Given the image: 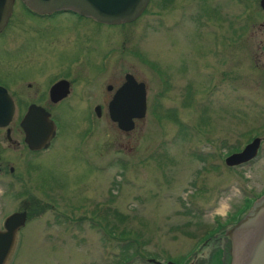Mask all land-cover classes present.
<instances>
[{
  "label": "rangeland",
  "instance_id": "obj_1",
  "mask_svg": "<svg viewBox=\"0 0 264 264\" xmlns=\"http://www.w3.org/2000/svg\"><path fill=\"white\" fill-rule=\"evenodd\" d=\"M246 3L255 26L245 44ZM259 13L258 0H153L121 28L137 52L118 51L107 61L115 73L134 67L159 99L133 130L119 132L103 108L78 146L86 121L77 106L63 112L66 129L46 154L23 160L0 137L1 154L26 184L22 197L0 187V230L12 212L27 211L7 264H123L129 256L125 264L178 263L192 258L205 231L234 225L264 193V140L255 160L224 163L264 136V54L255 58L264 40ZM21 26L5 40V58L14 59H0V70L11 73L10 88L22 74L76 60L86 33L99 54L122 40L121 30L67 14L49 23L23 14ZM213 30L221 31L222 43ZM90 57L85 66L93 75L99 58Z\"/></svg>",
  "mask_w": 264,
  "mask_h": 264
},
{
  "label": "flooded vegetation",
  "instance_id": "obj_2",
  "mask_svg": "<svg viewBox=\"0 0 264 264\" xmlns=\"http://www.w3.org/2000/svg\"><path fill=\"white\" fill-rule=\"evenodd\" d=\"M152 1L153 0H150L149 4H151ZM260 2L261 0H258L260 13L257 20L263 18L264 21V8L261 7ZM149 4L145 11L149 8ZM251 9L252 8L246 3V6L243 8L241 13V18L245 26V32L242 33L240 39L244 38L245 44L249 41L251 28L253 29V26H255L254 20L250 17V13L252 11ZM145 11L141 14V17L144 15ZM23 14L31 15L35 19L48 23L54 21L58 16L67 14L76 18V22L79 23L86 20L94 23L95 25L116 28L119 31H122V40H120L118 48H111L109 51L103 52L102 54H99V49L97 47L89 46V42H91V40H89L87 33L84 34V43L86 47L81 50V54H79L76 60L69 63L66 67H56V70L55 68H53L54 70H39L29 76L22 74V76L18 79V82L13 84V88L9 87L10 83L7 79L11 73L0 70V74L2 76H0V106L13 107L12 116L8 124L0 127V137L7 143V148L18 149L19 152L22 153L23 160H25V156L27 155L37 157L42 154H46L51 148H53L59 140L61 134L66 129L64 122V120H66V116L63 112L68 110L67 113L69 114L73 107L78 106L82 108L81 114L83 113L86 121V127L84 130L80 131L81 135L78 138L77 144L80 146L86 142L91 133H93L94 129H92V127H95L93 117H101L103 108L106 109V115L110 120L108 107L112 104L115 97H117L115 102L116 105H136L137 101L134 100L131 88L123 89L124 85L129 82L128 79L135 82L136 85H143L146 108L150 102L159 100L158 98L155 99V96H153L150 92L151 87L149 79L139 76L134 67L129 66L125 69H122V67V70L115 73L114 71L111 72V68L109 69L110 64H107L108 59H112V56L116 55L118 51L127 50L130 53H134L139 49L137 45L131 47V43H128L130 34L123 31L125 28L121 29L122 27L131 25V23L106 25L93 19L82 17L73 12L57 11L52 13H39L26 6L24 0H0V57H3L0 58L1 60L5 61V59H14L5 58L10 55L9 47H6L5 40L10 35V31L12 29H21V16ZM258 23L259 30L264 34V22ZM212 35L216 42L219 41L222 43L223 35L221 34V31L213 30ZM228 38L230 37H227L225 40V45L229 40ZM51 39L55 41L53 38ZM74 39L75 38H73V40ZM11 50V54H18V46L16 48L12 47ZM256 51L257 53L255 54V58H260L264 54V40L257 44ZM90 54L99 58V67L94 71L95 74L93 75L90 74L88 67L85 66L86 63L89 62L88 58H91ZM85 56H87V58H84ZM140 57H142V55H140ZM193 63L194 61H192V64ZM148 64L152 71L154 68L153 62L148 61ZM185 67L186 66H184V69ZM101 73L105 74V76L100 78L98 85L91 87V83L94 78ZM162 84H164V82H162ZM102 88L104 93H102ZM163 93L164 90H161L159 95L162 96ZM91 106H93V113L89 109ZM97 107L100 108V116H97L95 113V108ZM30 108H38L40 110L39 118H32V120L41 121L43 119L41 115H48L45 117L46 120L53 122L55 125V135L51 139L47 149L33 151L26 143V135L21 127V123L24 121ZM138 121L139 120L134 121L135 126ZM113 124L118 129V125L116 123ZM118 131L122 133L119 129ZM77 135L79 136V134H76V136ZM0 187L5 190L10 189L17 191L18 197H22L26 194L24 173L18 172L17 167L14 164H11L10 161H6L1 152ZM263 194L264 193L261 195ZM261 195L257 196L254 200L259 198ZM20 212L27 213V211L23 208L22 210L12 212L11 214ZM227 230L228 229L225 230L217 227L213 231H211V229L205 231L203 233V239L201 238L202 242L193 252L194 254L192 258H190V260L187 259L188 261L183 258V261L176 264H229L231 261V254L228 237L225 235ZM206 234L207 236H205Z\"/></svg>",
  "mask_w": 264,
  "mask_h": 264
},
{
  "label": "water",
  "instance_id": "obj_3",
  "mask_svg": "<svg viewBox=\"0 0 264 264\" xmlns=\"http://www.w3.org/2000/svg\"><path fill=\"white\" fill-rule=\"evenodd\" d=\"M150 0H24L26 6L39 13L57 11L73 12L82 17L93 19L106 25H120L136 20L146 9ZM260 5L264 8V0ZM123 89L131 88L136 105H116L115 97L108 107L109 118L118 125L122 132H130L135 127V120H141L146 115L145 93L143 85H136L128 79ZM12 106H0V127L6 126L12 116ZM100 116V108H95ZM40 110L30 108L21 123L26 135V143L33 151L47 149L55 135V125L39 118ZM262 138L256 137L241 151L229 155L224 163L228 167H237L255 160L258 156ZM27 213L10 214L0 230V264H7L13 252L19 231L25 226ZM228 237L231 261L229 264H264V194L254 200L247 212L226 231ZM150 264H176L174 262H159L149 259Z\"/></svg>",
  "mask_w": 264,
  "mask_h": 264
},
{
  "label": "trees",
  "instance_id": "obj_4",
  "mask_svg": "<svg viewBox=\"0 0 264 264\" xmlns=\"http://www.w3.org/2000/svg\"><path fill=\"white\" fill-rule=\"evenodd\" d=\"M217 227H220V225L218 224ZM109 234H110V233H109ZM205 236H207V234H206ZM131 259H132V258H131L130 256H129V257H125V258L123 259V261H124L123 264H125L126 262H128V263L131 262Z\"/></svg>",
  "mask_w": 264,
  "mask_h": 264
}]
</instances>
